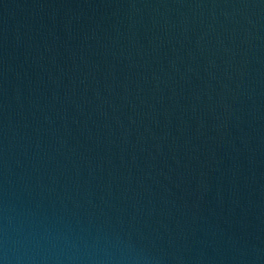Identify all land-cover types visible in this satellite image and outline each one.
<instances>
[{
  "label": "water",
  "instance_id": "obj_1",
  "mask_svg": "<svg viewBox=\"0 0 264 264\" xmlns=\"http://www.w3.org/2000/svg\"><path fill=\"white\" fill-rule=\"evenodd\" d=\"M0 264H264V0H0Z\"/></svg>",
  "mask_w": 264,
  "mask_h": 264
}]
</instances>
